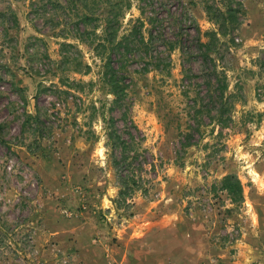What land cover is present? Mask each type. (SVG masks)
<instances>
[{
	"label": "rangeland",
	"instance_id": "rangeland-1",
	"mask_svg": "<svg viewBox=\"0 0 264 264\" xmlns=\"http://www.w3.org/2000/svg\"><path fill=\"white\" fill-rule=\"evenodd\" d=\"M207 6L215 14L231 8L239 21L211 52L235 96L233 121L223 129L204 114L195 145L181 151L166 124L193 125L194 109L208 102L211 63L200 43L218 26ZM110 11L119 15L116 43L143 24L144 39L124 41L111 57L127 86V122L109 110L113 97L94 50ZM84 14L95 20L84 25ZM78 30L90 33L85 42ZM263 52L264 0H0V264H264ZM75 64L91 69L78 73ZM73 81L83 84L70 90ZM93 107L96 138L88 140L80 131L89 129ZM55 108L53 134L32 154L25 114ZM110 118L126 139L135 125L159 165L144 174L151 190L135 197L131 217L113 202ZM227 174L244 185L240 208L212 188Z\"/></svg>",
	"mask_w": 264,
	"mask_h": 264
},
{
	"label": "trees",
	"instance_id": "trees-1",
	"mask_svg": "<svg viewBox=\"0 0 264 264\" xmlns=\"http://www.w3.org/2000/svg\"><path fill=\"white\" fill-rule=\"evenodd\" d=\"M213 7L207 6L206 12L209 17V21L213 22L218 26L217 31L206 32L204 35L209 39L206 43H200V46L205 50L204 52V60L207 63H211V67L207 69L206 73H204L206 79V84L210 87L208 92V102L205 105L200 106L198 109H194V120L195 123L193 125H186L183 127V124L175 123L166 124V127H173L179 136V144L181 151H185L188 148L195 145V142L191 139L192 133L195 131H199L202 126V116L207 114L211 116L215 122L216 126L219 128H228L230 126V122L233 121L232 116L230 115L234 110V102L235 96L232 93H228L229 85L227 81L226 74L223 70L219 71L217 69L216 62L214 58L211 56V52H215L213 50V43L219 42V37L226 38L232 36V34L238 29L239 21L237 18L236 12L231 8L227 9V11L223 12L221 10H217L218 14L212 13L211 10ZM112 16L113 19L106 17L104 19V30L103 37L104 43L100 42L95 47V51L102 54L101 60L104 62L103 65V73L100 77L101 84L107 88L108 94L113 97L111 102V108L109 110H121L122 118L124 122H127V114H128V105L126 98L128 97L127 86L124 85V77L121 75V68H115L114 62L111 57L114 55L115 51L124 45V41H129V39H137L140 37L144 39V34L142 31V26L140 27H132L129 33L125 35L121 41L116 43V36L118 29L116 28V24H112L114 18H118V14L113 16L112 11L108 13ZM92 15L84 14L80 17V21L84 25H89L95 19ZM118 22V21H117ZM151 35V32L148 31ZM90 33L87 31L80 32L76 31V38L83 41L84 36H89ZM151 39V37H150ZM130 42H128L124 47V56L125 54L131 53ZM92 45V44H90ZM63 48L71 47L70 44H63ZM99 49H101L99 51ZM257 64L262 74H264V52L262 57L258 59ZM75 71L78 73L84 72L87 74L91 67L89 65H79L75 64ZM82 82H69L66 84L67 88L70 90L77 89L82 86ZM76 86V87H75ZM43 88L40 85V91ZM262 88H258L257 96L258 98L264 97V94L259 92ZM78 90H81L80 88ZM61 95H69L70 92L67 90H57ZM201 93H199L200 95ZM202 101V100H201ZM203 104V103H202ZM57 105V104H56ZM102 115L104 119L106 118L104 115L105 105L102 107ZM92 115L90 116L88 122L85 124L87 131L80 133L83 135H87L88 140H94L96 138L95 133L90 129L89 121L92 119V116H96L98 110L93 107ZM60 118L59 112L57 108H55L54 113H50V111L42 113L40 110L37 111L35 115L26 113L25 119L22 124V132L25 135L31 136L33 143L28 145L29 151L34 154L36 153V148L33 146L40 144L47 137H51L54 130V120ZM199 119V120H198ZM53 120V121H52ZM106 120V119H105ZM128 124V123H127ZM107 136H108V147L110 148L111 158L113 168L116 173L117 185L119 188L117 197L113 200L116 210L122 211L124 213H120L126 216H133V213H127V211L134 205L135 197L140 193L142 195H147L151 190V187L148 186L147 182H149L144 174H148L149 172H156L159 165L156 163V159L154 156L149 154L147 149L143 147L144 137L137 136L133 133L132 130L138 131L137 127L131 123L130 127L127 129V139L122 136L118 132L117 129H114V119L110 118L107 122ZM27 135V134H26ZM180 153V152H179ZM179 155V154H178ZM178 158H180L178 156ZM148 186V187H147ZM214 191H221L226 193L230 204L234 208H240L244 203V185L240 178L235 174H227L225 175L218 184L212 186Z\"/></svg>",
	"mask_w": 264,
	"mask_h": 264
}]
</instances>
